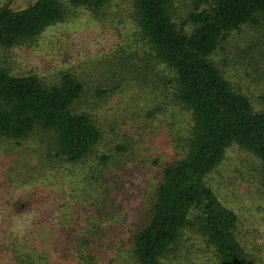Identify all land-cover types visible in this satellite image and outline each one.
I'll use <instances>...</instances> for the list:
<instances>
[{
  "label": "rangeland",
  "instance_id": "1",
  "mask_svg": "<svg viewBox=\"0 0 264 264\" xmlns=\"http://www.w3.org/2000/svg\"><path fill=\"white\" fill-rule=\"evenodd\" d=\"M8 1L17 11L35 0H0V8ZM58 1L64 18L31 41L0 47V68L47 86L71 75L84 87L76 107L93 115L102 138L75 165L48 157L51 138L41 131L20 147L0 139V264H15L14 251L33 254L34 247L45 264H79L61 243L69 229L92 220L115 236L90 248L95 264H129V237L147 222V198L162 167L181 156L189 113L175 99L167 70L150 62L132 0H110L99 15ZM170 1L174 22L187 33L184 21L196 1ZM211 60L253 109H263L264 19L230 32ZM206 181L237 214L248 263L264 264V165L232 145ZM195 259L173 264H199Z\"/></svg>",
  "mask_w": 264,
  "mask_h": 264
},
{
  "label": "trees",
  "instance_id": "2",
  "mask_svg": "<svg viewBox=\"0 0 264 264\" xmlns=\"http://www.w3.org/2000/svg\"><path fill=\"white\" fill-rule=\"evenodd\" d=\"M195 1L184 33L173 20L170 0H132L150 62L167 70L175 99L189 113L190 128L181 156L162 167L160 181L147 198L146 224L129 237V264H173L191 256L199 264H249L236 236L238 216L206 178L232 145L264 165V90L259 96L263 109H253L211 57L230 32L264 19V0ZM68 2L99 15L110 0ZM2 8L0 47L5 49L33 40L64 18L58 0H35L17 11ZM83 92V85L69 74L61 75L58 85L47 86L36 76L0 68V139L20 147L41 131L51 138L48 157L71 165L86 160L102 132L91 113L76 107ZM86 225L69 229L61 244L73 248L79 264H95L90 248L115 236L107 237L106 224L92 220ZM33 249V254L14 251L15 264H45Z\"/></svg>",
  "mask_w": 264,
  "mask_h": 264
},
{
  "label": "water",
  "instance_id": "3",
  "mask_svg": "<svg viewBox=\"0 0 264 264\" xmlns=\"http://www.w3.org/2000/svg\"><path fill=\"white\" fill-rule=\"evenodd\" d=\"M9 6V1L3 6L2 10H5Z\"/></svg>",
  "mask_w": 264,
  "mask_h": 264
}]
</instances>
